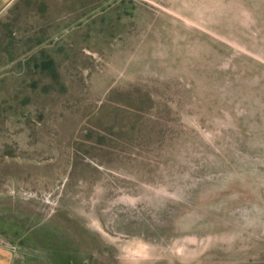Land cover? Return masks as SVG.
Instances as JSON below:
<instances>
[{
    "label": "rangeland",
    "instance_id": "obj_1",
    "mask_svg": "<svg viewBox=\"0 0 264 264\" xmlns=\"http://www.w3.org/2000/svg\"><path fill=\"white\" fill-rule=\"evenodd\" d=\"M132 92L153 137L114 146ZM0 241L16 264H264V0L10 6Z\"/></svg>",
    "mask_w": 264,
    "mask_h": 264
},
{
    "label": "trees",
    "instance_id": "obj_2",
    "mask_svg": "<svg viewBox=\"0 0 264 264\" xmlns=\"http://www.w3.org/2000/svg\"><path fill=\"white\" fill-rule=\"evenodd\" d=\"M54 59L44 53L42 57L40 58V62H36V66H40L43 70H49L47 72H54L55 69L53 67ZM118 92L117 90H114L110 93V96L115 94V92ZM141 91H137L136 94H139ZM135 92L132 93H126V102H123V97L121 98L122 101H118L116 103L117 106H110L109 107V117L107 119V129H109L107 132L110 136H120V140H110V143H113L114 146H117L122 143L123 141L128 140H146L149 141L153 137L152 130H144L143 126L147 121L155 123L156 119L155 116L148 117L146 120L145 113L149 111L152 107H158L156 103H154L150 98H148L147 95H142L146 99L141 101L136 96ZM120 99V100H121ZM148 100V102L146 101ZM123 104V105H122ZM122 107L120 108V106ZM161 106V105H160ZM159 108L158 112L155 114L158 116L159 114ZM126 121L128 125H124L122 121ZM145 128H153V126H146ZM122 130H127V132H123Z\"/></svg>",
    "mask_w": 264,
    "mask_h": 264
},
{
    "label": "crops",
    "instance_id": "obj_3",
    "mask_svg": "<svg viewBox=\"0 0 264 264\" xmlns=\"http://www.w3.org/2000/svg\"><path fill=\"white\" fill-rule=\"evenodd\" d=\"M17 0H0V17ZM17 249L0 241V264H16Z\"/></svg>",
    "mask_w": 264,
    "mask_h": 264
}]
</instances>
